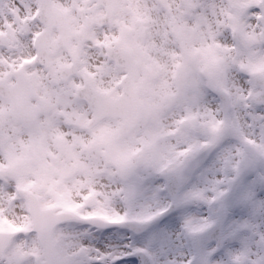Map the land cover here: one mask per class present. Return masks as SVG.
Returning a JSON list of instances; mask_svg holds the SVG:
<instances>
[{"label": "rangeland", "instance_id": "1", "mask_svg": "<svg viewBox=\"0 0 264 264\" xmlns=\"http://www.w3.org/2000/svg\"><path fill=\"white\" fill-rule=\"evenodd\" d=\"M117 1L114 20L119 32L113 26L103 32L93 30L89 42L80 47L79 74L62 82L57 70L69 63L64 52L53 59L48 71L33 61V36L42 30L34 18L37 0H0V37L4 40L0 80L12 83V72L23 69L39 94L37 105L41 109L39 121L27 130L7 116L10 104L0 97V173L5 176L0 182V231L26 235L9 257L0 258V264H35L41 254L36 237L30 234L23 189L46 198V207L58 211L122 221L125 216L120 213L133 210V193L143 188L159 163L181 109L200 105L211 90L227 93V86L236 80L230 72L236 65L264 73L262 28L253 24L245 30L243 18L248 14L249 0ZM57 2L70 9L72 22L78 26L75 12L79 0ZM238 29L258 44L247 49L235 40L236 47H231L233 32ZM102 40L128 44L139 62L137 85L150 119L128 137L119 131L120 120H106L88 130L92 113L75 97L86 77L97 89L115 96L121 92L117 80L123 71L104 59V51L92 47ZM209 41L215 43L213 51L223 53L219 63L208 55ZM180 65L187 68L191 99L184 108L170 100L177 90L175 76ZM130 168L134 170L132 177L121 181L120 173ZM191 210L197 209L193 206ZM161 227L178 229L180 214L162 221ZM92 230L84 231L81 223L60 227L57 261L96 264L100 257L93 254L91 246H85ZM127 254L117 257L121 264L129 259Z\"/></svg>", "mask_w": 264, "mask_h": 264}, {"label": "snow or ice", "instance_id": "2", "mask_svg": "<svg viewBox=\"0 0 264 264\" xmlns=\"http://www.w3.org/2000/svg\"><path fill=\"white\" fill-rule=\"evenodd\" d=\"M249 3L245 30L264 28V3ZM208 43L219 63L223 53ZM230 72L236 80L227 93L211 90L200 105L181 109L122 223L81 220L84 231L93 229L85 246L100 257L96 264H121L122 252L138 257L123 264H264V74L240 65ZM175 213L180 227H161ZM48 243L54 252L59 247Z\"/></svg>", "mask_w": 264, "mask_h": 264}, {"label": "water", "instance_id": "3", "mask_svg": "<svg viewBox=\"0 0 264 264\" xmlns=\"http://www.w3.org/2000/svg\"><path fill=\"white\" fill-rule=\"evenodd\" d=\"M45 2H43V5H44ZM264 3V2H263ZM43 5L41 4L42 6V13H41V18L46 20L47 19V12H48V8H44ZM65 36H70V34H68L67 32H65V34H63V37H61L58 41H54V42H51L50 45L53 46L54 48H57L58 46H60L61 44H63L65 42V40L67 38H65ZM263 38H264V34H263ZM46 55V53H45ZM71 72V71H70ZM70 72L68 73V75L70 74ZM19 79H24V78H19ZM26 80V79H24ZM25 85V83H24ZM17 87V86H16ZM16 87L14 88H9L7 89L8 87H2V89L0 88V93L5 96H8L9 95L7 94L6 90L7 91H10L12 92L13 95H15L16 99L14 100V107H15V111L16 113L19 115L20 118H22L23 120L26 121V123H30L34 118H36L37 116V110L33 109V110H29V111H26L24 109V105L22 103H20L19 101H21V98L20 96H25L28 92V85H26L23 89L21 90H16ZM179 88H180V92L178 95H176L174 97L175 100H179V101H182L183 98H185V96L187 95V88H186V85H185V78L183 79V82H181L179 84ZM85 89V88H84ZM28 98H27V102H28ZM96 111V110H95ZM124 126H127V124H124ZM40 199H41V204L46 207V198L40 196ZM32 212H33V215H34V219H35V222H37L38 220L40 221V224L43 225V223L41 222V216L46 213L47 211H42L38 208V205H37V202L36 200L34 199V202L32 204ZM55 223V220L52 221V223L50 225H47V226H44L43 225V230L45 229H49L51 225H53ZM59 232H60V228L57 229V231L55 232V235H54V239L58 242L59 244ZM50 232H43L42 234V239H43V244L45 246V249H46V253L48 256H52V249L48 243V241L50 240ZM26 235H19V237L17 239H15L10 247V249L8 250V252L6 253L5 256H10V254L12 253V251L14 250L15 246L17 245L18 241L21 239V238H25ZM4 251V247L3 245H0V253H3ZM55 254H56V257L58 258V249L55 251ZM59 264H64L63 261H58Z\"/></svg>", "mask_w": 264, "mask_h": 264}]
</instances>
